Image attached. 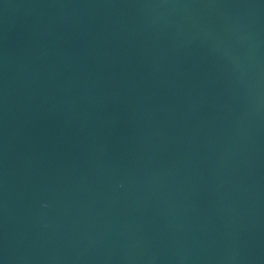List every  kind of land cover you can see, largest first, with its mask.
Returning a JSON list of instances; mask_svg holds the SVG:
<instances>
[{
    "label": "water",
    "instance_id": "95a60500",
    "mask_svg": "<svg viewBox=\"0 0 264 264\" xmlns=\"http://www.w3.org/2000/svg\"><path fill=\"white\" fill-rule=\"evenodd\" d=\"M0 264H264V0H0Z\"/></svg>",
    "mask_w": 264,
    "mask_h": 264
}]
</instances>
